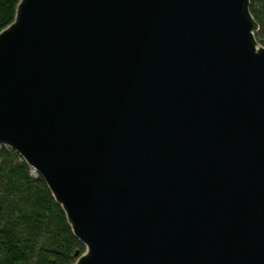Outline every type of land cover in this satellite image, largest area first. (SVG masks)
<instances>
[{"label":"water","instance_id":"1","mask_svg":"<svg viewBox=\"0 0 264 264\" xmlns=\"http://www.w3.org/2000/svg\"><path fill=\"white\" fill-rule=\"evenodd\" d=\"M251 0H19L0 146L75 264H264V46Z\"/></svg>","mask_w":264,"mask_h":264},{"label":"trees","instance_id":"2","mask_svg":"<svg viewBox=\"0 0 264 264\" xmlns=\"http://www.w3.org/2000/svg\"><path fill=\"white\" fill-rule=\"evenodd\" d=\"M19 0H0V32L16 18ZM264 46V0H251ZM85 246L41 176L12 149L0 146V264H75Z\"/></svg>","mask_w":264,"mask_h":264},{"label":"rangeland","instance_id":"3","mask_svg":"<svg viewBox=\"0 0 264 264\" xmlns=\"http://www.w3.org/2000/svg\"><path fill=\"white\" fill-rule=\"evenodd\" d=\"M32 175H33V176H36V173L32 172Z\"/></svg>","mask_w":264,"mask_h":264},{"label":"bare ground","instance_id":"4","mask_svg":"<svg viewBox=\"0 0 264 264\" xmlns=\"http://www.w3.org/2000/svg\"><path fill=\"white\" fill-rule=\"evenodd\" d=\"M32 172H34V171H32Z\"/></svg>","mask_w":264,"mask_h":264}]
</instances>
